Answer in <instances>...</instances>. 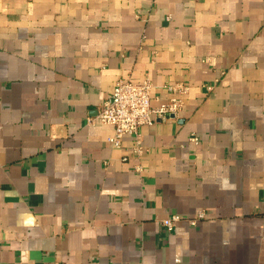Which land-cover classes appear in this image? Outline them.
I'll return each mask as SVG.
<instances>
[{
  "label": "crops",
  "instance_id": "crops-1",
  "mask_svg": "<svg viewBox=\"0 0 264 264\" xmlns=\"http://www.w3.org/2000/svg\"><path fill=\"white\" fill-rule=\"evenodd\" d=\"M144 78L138 174L87 120ZM0 264H264V0H0Z\"/></svg>",
  "mask_w": 264,
  "mask_h": 264
},
{
  "label": "built area",
  "instance_id": "built-area-1",
  "mask_svg": "<svg viewBox=\"0 0 264 264\" xmlns=\"http://www.w3.org/2000/svg\"><path fill=\"white\" fill-rule=\"evenodd\" d=\"M207 92L213 90L212 86H203ZM151 81L144 78L135 83L131 80L119 79L113 89L98 106L97 115L87 120L88 125H105L113 128V134L107 139L111 148H120L122 138L125 135L133 137V145L130 153L137 159L138 164L133 170L138 174L143 173V166L139 163L146 152L142 144L139 129L142 126H150L157 121H168L178 117L184 106V97L189 92V85L183 82L168 84L163 89L169 94L168 101L158 107L150 104ZM190 141L197 143V139L191 136ZM204 213L199 211L196 219L190 221L194 225L197 220L203 219ZM180 221L179 216L172 215L161 221L163 227L172 230L174 223Z\"/></svg>",
  "mask_w": 264,
  "mask_h": 264
}]
</instances>
